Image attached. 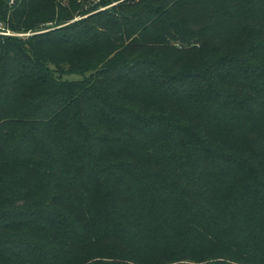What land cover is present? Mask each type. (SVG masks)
Instances as JSON below:
<instances>
[{"label": "trees", "instance_id": "1", "mask_svg": "<svg viewBox=\"0 0 264 264\" xmlns=\"http://www.w3.org/2000/svg\"><path fill=\"white\" fill-rule=\"evenodd\" d=\"M0 264H264V0H0Z\"/></svg>", "mask_w": 264, "mask_h": 264}, {"label": "rangeland", "instance_id": "2", "mask_svg": "<svg viewBox=\"0 0 264 264\" xmlns=\"http://www.w3.org/2000/svg\"><path fill=\"white\" fill-rule=\"evenodd\" d=\"M13 0H9L8 2H12ZM3 33H10V31H8V30H5V31H2ZM29 33H31V32H29V31H27V32H22V33H17V34H19V35H27V34H29Z\"/></svg>", "mask_w": 264, "mask_h": 264}, {"label": "water", "instance_id": "3", "mask_svg": "<svg viewBox=\"0 0 264 264\" xmlns=\"http://www.w3.org/2000/svg\"><path fill=\"white\" fill-rule=\"evenodd\" d=\"M6 1H9V0H6Z\"/></svg>", "mask_w": 264, "mask_h": 264}]
</instances>
